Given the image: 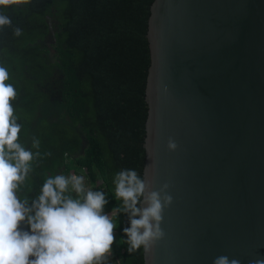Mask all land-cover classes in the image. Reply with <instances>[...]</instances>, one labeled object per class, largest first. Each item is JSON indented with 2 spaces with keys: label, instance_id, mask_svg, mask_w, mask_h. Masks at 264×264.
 Wrapping results in <instances>:
<instances>
[{
  "label": "water",
  "instance_id": "95a60500",
  "mask_svg": "<svg viewBox=\"0 0 264 264\" xmlns=\"http://www.w3.org/2000/svg\"><path fill=\"white\" fill-rule=\"evenodd\" d=\"M149 1L140 175L173 201L141 264L264 259V0Z\"/></svg>",
  "mask_w": 264,
  "mask_h": 264
},
{
  "label": "trees",
  "instance_id": "16d2710c",
  "mask_svg": "<svg viewBox=\"0 0 264 264\" xmlns=\"http://www.w3.org/2000/svg\"><path fill=\"white\" fill-rule=\"evenodd\" d=\"M149 3L17 0L0 6L11 19L0 27V66L17 91L11 103L22 125L19 142L40 154L20 186L22 199H34L49 176L83 175L86 187L107 194L104 212L110 214L119 203L115 174H140ZM117 219L110 264H141V249L129 253L121 242L127 215Z\"/></svg>",
  "mask_w": 264,
  "mask_h": 264
},
{
  "label": "clouds",
  "instance_id": "9594fccd",
  "mask_svg": "<svg viewBox=\"0 0 264 264\" xmlns=\"http://www.w3.org/2000/svg\"><path fill=\"white\" fill-rule=\"evenodd\" d=\"M14 2L0 0V6ZM5 25L10 26L11 19L0 14V27ZM14 34L19 36L22 30L16 28ZM8 80V70L0 66V264H110L120 213L128 219L129 226L123 228L126 239H121L127 251L143 248L148 253L165 236L163 214L173 201L168 183L152 190L151 183L135 169L120 170L113 179L114 198L119 203L110 214L104 212L107 194L86 187L83 175L49 176L34 199L18 195L32 171L31 162L40 154L19 142L22 125L11 103L17 91ZM39 145L33 138L32 147ZM176 148L170 137L167 149ZM22 222L27 231L21 229ZM212 264L240 261L221 255ZM249 264H264V259Z\"/></svg>",
  "mask_w": 264,
  "mask_h": 264
},
{
  "label": "built area",
  "instance_id": "2783aa9c",
  "mask_svg": "<svg viewBox=\"0 0 264 264\" xmlns=\"http://www.w3.org/2000/svg\"><path fill=\"white\" fill-rule=\"evenodd\" d=\"M112 260V255H111V257H110V261Z\"/></svg>",
  "mask_w": 264,
  "mask_h": 264
}]
</instances>
